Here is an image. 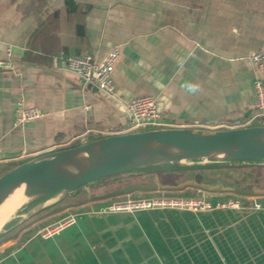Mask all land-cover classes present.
Segmentation results:
<instances>
[{
  "label": "crops",
  "instance_id": "0c3cea01",
  "mask_svg": "<svg viewBox=\"0 0 264 264\" xmlns=\"http://www.w3.org/2000/svg\"><path fill=\"white\" fill-rule=\"evenodd\" d=\"M114 48L111 94L89 89L59 59L73 53L102 60ZM258 50L264 0H0V59L11 64L0 69V164L111 135L128 123L131 101L145 95L178 127L235 121L254 108L255 80L264 83V68L250 59ZM19 103L44 116L15 126ZM226 193L210 199L223 201ZM101 195L78 193L14 221L0 236V260L264 264V196L237 194L238 209L103 213L112 200ZM70 214L74 224L42 237Z\"/></svg>",
  "mask_w": 264,
  "mask_h": 264
},
{
  "label": "water",
  "instance_id": "95a60500",
  "mask_svg": "<svg viewBox=\"0 0 264 264\" xmlns=\"http://www.w3.org/2000/svg\"><path fill=\"white\" fill-rule=\"evenodd\" d=\"M88 88L98 90L92 83H88ZM248 115L235 121H241ZM219 162L264 165V125L229 129L164 127L96 136L83 143L0 164V170L6 169L0 175V208L23 187L27 197L3 225L0 236L14 221L22 223L43 208L68 196L77 195L81 188L103 185L109 178L117 180L122 174L136 176L144 170L166 165L170 168H184L189 164ZM244 176L253 177L254 173L243 171L237 178ZM187 187H197L209 192L264 196V188L260 187L242 189L219 183L211 185L187 181L176 186L157 183L131 184L105 193L99 198H112L135 192L181 190Z\"/></svg>",
  "mask_w": 264,
  "mask_h": 264
},
{
  "label": "built area",
  "instance_id": "2783aa9c",
  "mask_svg": "<svg viewBox=\"0 0 264 264\" xmlns=\"http://www.w3.org/2000/svg\"><path fill=\"white\" fill-rule=\"evenodd\" d=\"M119 58L118 48L112 49L102 60H98L93 54L76 55L73 53H61L59 59L64 62L66 68L75 74L84 83H92L106 93H113L115 81L113 78L115 64ZM253 64L264 68V50L252 53L250 57ZM10 62L0 59V69L9 68ZM256 101L251 113L241 121L227 123H213L211 121H194L185 127L201 129H229L242 128L252 125H264V83L257 78L254 82ZM129 120L112 132L113 134H126L134 131H144L154 128L178 127L164 117L158 109V102L154 96L145 95L137 97L128 106ZM44 116V112L38 107H26L19 103L16 109L15 126L24 125ZM242 205L239 200L211 201L208 194L202 192L197 196H151L130 197L124 200H112L101 209L103 213L109 212H134L153 209H178L194 213L209 212L214 208H235ZM255 209H262L261 203L254 204ZM77 215L70 214L54 226L46 228L42 232L43 238H50L56 233L76 222ZM0 264H4L0 260Z\"/></svg>",
  "mask_w": 264,
  "mask_h": 264
},
{
  "label": "rangeland",
  "instance_id": "374dc122",
  "mask_svg": "<svg viewBox=\"0 0 264 264\" xmlns=\"http://www.w3.org/2000/svg\"><path fill=\"white\" fill-rule=\"evenodd\" d=\"M77 143H72L66 146H72ZM63 146V147H66ZM237 163V162H236ZM169 166V165H168ZM166 165L157 169H148L140 172V174L136 176H129L128 174H122L119 179L113 180L109 178L107 183H103V185L94 187V186H86L79 190V193L89 191L91 194L101 193L105 194L116 189L122 188L126 185L138 184V183H146V184H154L157 183L159 185H179L185 183L187 181H197L199 183L204 182L211 185L216 184H224L225 186L239 187L242 189H249L251 187H264V165H253L252 163L245 164H230L225 162L219 163H200V164H189L184 168L179 167H168ZM6 169L0 170V175L4 173ZM248 171L254 173L253 177L244 176L241 179H238L236 175L237 173ZM171 172V173H170ZM234 174V177H231V174ZM205 192L208 196L214 197V192L205 191L199 189L197 187H188V189L184 190V192H175L173 190H163L154 193H143V192H135L129 195H121L111 198L110 200H124L127 198L134 197H151V196H197ZM250 197L254 199L255 195H250ZM223 201L228 200H242L243 198L236 193H226L222 194Z\"/></svg>",
  "mask_w": 264,
  "mask_h": 264
},
{
  "label": "bare ground",
  "instance_id": "6f19581e",
  "mask_svg": "<svg viewBox=\"0 0 264 264\" xmlns=\"http://www.w3.org/2000/svg\"><path fill=\"white\" fill-rule=\"evenodd\" d=\"M26 200L27 197L24 195L23 187L0 208V230Z\"/></svg>",
  "mask_w": 264,
  "mask_h": 264
},
{
  "label": "flooded vegetation",
  "instance_id": "af4514ba",
  "mask_svg": "<svg viewBox=\"0 0 264 264\" xmlns=\"http://www.w3.org/2000/svg\"><path fill=\"white\" fill-rule=\"evenodd\" d=\"M253 187L249 188V189H252ZM260 188H264V187H260Z\"/></svg>",
  "mask_w": 264,
  "mask_h": 264
}]
</instances>
